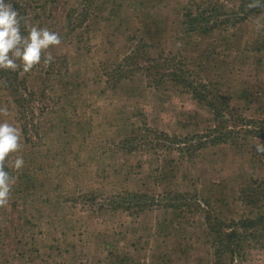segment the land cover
Here are the masks:
<instances>
[{
	"label": "rangeland",
	"instance_id": "obj_1",
	"mask_svg": "<svg viewBox=\"0 0 264 264\" xmlns=\"http://www.w3.org/2000/svg\"><path fill=\"white\" fill-rule=\"evenodd\" d=\"M8 2L22 34L63 40L0 70V122L21 132L0 264H213L209 232L264 213V0ZM239 232L227 261L264 264V230Z\"/></svg>",
	"mask_w": 264,
	"mask_h": 264
},
{
	"label": "clouds",
	"instance_id": "obj_2",
	"mask_svg": "<svg viewBox=\"0 0 264 264\" xmlns=\"http://www.w3.org/2000/svg\"><path fill=\"white\" fill-rule=\"evenodd\" d=\"M62 34L58 30L47 27L32 26L27 35L22 34L18 12L8 0H0V70L24 73L32 70L34 65L41 62L42 53L50 46L61 43ZM52 55L44 56V64L51 63ZM20 129L8 122H0V206L8 202L15 177H11L5 170V158L9 153L20 149ZM255 151L264 154V143L255 144ZM24 165L22 156H16L11 167L19 170Z\"/></svg>",
	"mask_w": 264,
	"mask_h": 264
},
{
	"label": "trees",
	"instance_id": "obj_3",
	"mask_svg": "<svg viewBox=\"0 0 264 264\" xmlns=\"http://www.w3.org/2000/svg\"><path fill=\"white\" fill-rule=\"evenodd\" d=\"M77 9H73L71 12H69L66 15V19L67 21V27L70 28V31H75L76 24H80L82 22V16L83 14L79 11V13ZM198 17H201L200 15ZM190 20H188V32L190 33H195V34H200L198 32V28L194 27L193 24L198 22L197 19L198 18H193V16H189ZM199 22H202L201 20ZM206 30H204L205 32ZM203 32V33H204ZM127 59V58H126ZM168 79L173 82L176 86L178 87H184L187 89V91H189V89H191V85H186V83L192 84L190 82H187V79H180L179 76H177V74L173 71H171L168 75H167ZM201 89V90H199ZM206 86L203 84H196L194 89H193V96L194 98L198 99V100H206L208 99L207 96H202V93L205 92ZM208 106L211 110L215 109V101H211L208 100ZM223 116V111L219 110L217 111V114L215 115V119L220 118ZM22 133H25V130L23 128ZM209 137V136H208ZM210 139V138H209ZM211 141H214L211 140ZM213 143V142H212ZM171 208V206H168ZM214 229V228H212ZM241 229H244V233H247L246 231H261L264 230V213H261L259 215H257L255 218L253 219H245L242 226L241 227H237V229H231L229 230L228 228L224 229L221 228L220 229V225H216L215 226V233L213 231H210L209 234L210 235H214L213 236V244H214V252H213V256H214V261L213 264H232V259L231 261H227V257L231 258L233 256L234 259V254H237L236 251V247H237V243H239V241L241 240V237L243 235L242 232H239ZM209 235V236H210ZM246 236V235H245ZM244 236V237H245ZM239 255V252L238 254Z\"/></svg>",
	"mask_w": 264,
	"mask_h": 264
}]
</instances>
